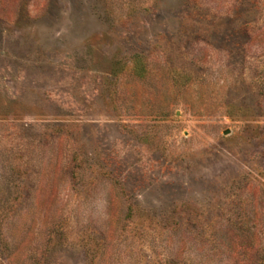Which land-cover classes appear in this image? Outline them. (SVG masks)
<instances>
[{"label":"rangeland","instance_id":"obj_1","mask_svg":"<svg viewBox=\"0 0 264 264\" xmlns=\"http://www.w3.org/2000/svg\"><path fill=\"white\" fill-rule=\"evenodd\" d=\"M0 264H264V0H0Z\"/></svg>","mask_w":264,"mask_h":264}]
</instances>
